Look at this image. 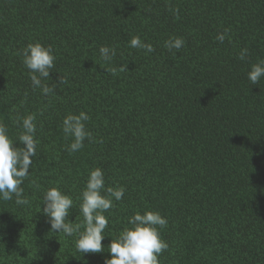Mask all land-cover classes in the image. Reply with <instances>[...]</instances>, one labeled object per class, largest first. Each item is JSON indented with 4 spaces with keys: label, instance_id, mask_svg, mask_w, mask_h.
Here are the masks:
<instances>
[{
    "label": "trees",
    "instance_id": "1",
    "mask_svg": "<svg viewBox=\"0 0 264 264\" xmlns=\"http://www.w3.org/2000/svg\"><path fill=\"white\" fill-rule=\"evenodd\" d=\"M133 36L154 51L130 47ZM176 37L185 43L169 52L164 43ZM36 42L56 57L42 79L53 95L33 89L23 64ZM101 46L115 49L111 61ZM261 60L264 0H0V123L24 147L22 118L35 114L38 141L21 184L30 203L0 197V264H104L129 217L149 210L168 221L160 264H264V76L248 79ZM121 65L128 71H105ZM81 111L96 142L70 154L62 122ZM95 168L105 190L125 192L103 213L104 251L82 254L78 233L50 231L43 197L58 187L73 200L68 221L82 223Z\"/></svg>",
    "mask_w": 264,
    "mask_h": 264
},
{
    "label": "clouds",
    "instance_id": "2",
    "mask_svg": "<svg viewBox=\"0 0 264 264\" xmlns=\"http://www.w3.org/2000/svg\"><path fill=\"white\" fill-rule=\"evenodd\" d=\"M171 10L176 18H179L178 9ZM229 32L230 28H225L216 36V40L223 43ZM184 43L180 37L170 38L165 41L164 47L171 52L173 49L182 48ZM130 47L144 49L149 53L154 51L151 44L143 43L138 36L131 38ZM99 52L101 59L105 62L111 61L116 55L114 48L106 46H101ZM247 53V48L241 49L238 58L244 60ZM22 56L23 64L30 70L33 89L40 88L45 96L55 94V84L51 86L42 84V79L49 78L50 71L55 67L56 57L52 53L51 46L44 47L39 42L29 43L22 50ZM105 71L115 76L128 70L127 65H121L119 68H107ZM262 76H264V60L251 66L248 79L251 84H258ZM58 79L60 84L67 83V78L64 76L60 75ZM89 119L88 114L83 111L78 115L69 114L63 119L64 136L66 139L72 137V142L67 146V151L70 154L80 150L84 146L85 139L93 143L96 142L91 132L87 131L85 127L84 122ZM35 120V114H28L22 118L23 131L19 134L18 140L23 143L24 147H14L13 141L7 135L6 126L0 123V197L8 201L15 195V202L18 205L30 203L29 198L23 195L24 190L21 184L28 178L32 157L36 155L38 141L34 139ZM20 121L21 118L17 117L14 123L20 124ZM31 184L36 188L40 187L35 180L31 181ZM102 190L107 194H102ZM124 192L123 187H108L105 190L104 174L100 168H95L90 171L86 188L82 191L80 203L82 223L73 225L68 221L73 200L68 195L62 194L58 187H51L45 192L42 211L50 218V231L62 232L69 237L78 233V238L75 241L78 252L82 254L101 253L104 251L103 233L109 223L103 213L114 207L112 198L121 200ZM128 223L132 227H125L116 239L111 240L108 246L111 258L106 259L104 264H160L158 257L169 246L161 238L159 229L167 227V219L162 217L159 212L149 210L144 214L136 212L129 217Z\"/></svg>",
    "mask_w": 264,
    "mask_h": 264
}]
</instances>
